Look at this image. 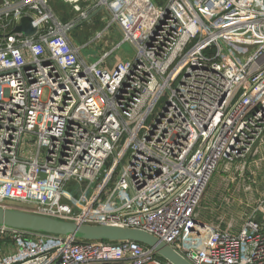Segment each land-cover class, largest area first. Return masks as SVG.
Listing matches in <instances>:
<instances>
[{"label":"built area","instance_id":"2783aa9c","mask_svg":"<svg viewBox=\"0 0 264 264\" xmlns=\"http://www.w3.org/2000/svg\"><path fill=\"white\" fill-rule=\"evenodd\" d=\"M54 1L0 2V205L140 228L192 264H264V197L238 232L198 211L222 161L264 142V0H60L68 21ZM97 15L96 38H122L89 61L69 34ZM23 16L35 35L14 32ZM8 240L0 264H169L134 241Z\"/></svg>","mask_w":264,"mask_h":264},{"label":"rangeland","instance_id":"374dc122","mask_svg":"<svg viewBox=\"0 0 264 264\" xmlns=\"http://www.w3.org/2000/svg\"><path fill=\"white\" fill-rule=\"evenodd\" d=\"M53 10L63 21H68L73 17V9L70 5L60 0L54 1ZM108 22L107 16L104 20L97 15L96 18L84 22L69 34L75 45L84 46L82 55L89 61L112 50L117 41H121L120 33L105 38H96L98 31L103 29ZM112 55L119 56L121 59H130L134 55V49L129 42H124ZM263 197L264 142L260 145L259 155L231 163L226 160L222 161L207 185L198 211L205 223H218L224 228L231 226L234 232H238L252 215L256 203Z\"/></svg>","mask_w":264,"mask_h":264},{"label":"water","instance_id":"95a60500","mask_svg":"<svg viewBox=\"0 0 264 264\" xmlns=\"http://www.w3.org/2000/svg\"><path fill=\"white\" fill-rule=\"evenodd\" d=\"M96 12L91 16L93 17ZM87 20L82 21L79 25ZM37 27L31 16H23L14 32L33 36ZM0 227L24 230L34 233H44L60 236H69L85 241H134L154 249L159 258L169 264H192L172 247L140 228L121 227L111 224L78 223L72 220L58 219L47 215L34 213L28 210L1 206Z\"/></svg>","mask_w":264,"mask_h":264},{"label":"crops","instance_id":"0c3cea01","mask_svg":"<svg viewBox=\"0 0 264 264\" xmlns=\"http://www.w3.org/2000/svg\"><path fill=\"white\" fill-rule=\"evenodd\" d=\"M16 249V246L13 241L8 240L6 241H0V253L1 254H9L14 252Z\"/></svg>","mask_w":264,"mask_h":264}]
</instances>
